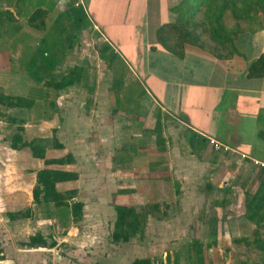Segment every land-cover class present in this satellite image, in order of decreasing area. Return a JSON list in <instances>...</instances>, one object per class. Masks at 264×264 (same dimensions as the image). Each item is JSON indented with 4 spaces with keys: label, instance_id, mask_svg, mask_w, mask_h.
Wrapping results in <instances>:
<instances>
[{
    "label": "crops",
    "instance_id": "1",
    "mask_svg": "<svg viewBox=\"0 0 264 264\" xmlns=\"http://www.w3.org/2000/svg\"><path fill=\"white\" fill-rule=\"evenodd\" d=\"M19 1L0 0V93L34 103L0 104V264H264V166L255 163H264V11L214 52L160 42L159 28L177 20L181 0H59L55 9L27 0L23 13ZM66 5L83 12L69 14L75 46L59 47L48 63L57 83L71 78L55 87L29 71L47 65L50 46L40 57L35 41L16 40L40 30L46 38ZM89 31L101 58L72 61L67 54ZM72 88L90 93L89 107L69 102L53 111L52 99L30 95ZM38 105L42 123L29 118ZM18 135L46 155L14 148ZM209 137L232 150H215ZM46 174L71 176L57 184L64 199L47 200L44 191L36 199ZM120 208L131 211L124 222L133 233L115 240Z\"/></svg>",
    "mask_w": 264,
    "mask_h": 264
},
{
    "label": "trees",
    "instance_id": "2",
    "mask_svg": "<svg viewBox=\"0 0 264 264\" xmlns=\"http://www.w3.org/2000/svg\"><path fill=\"white\" fill-rule=\"evenodd\" d=\"M81 9L82 8H79L78 11L83 12ZM258 11H264V0H181L178 7L177 20L159 28V40L170 50L173 49L174 44L182 45L184 43H191L203 48H208L214 52H221V50L225 51L234 44L235 38L244 30L246 23L252 20ZM42 13H44L42 9H36L31 20L34 22L37 21ZM219 55L222 57L224 54L220 53ZM62 79L61 82L57 83V79L52 77V86L61 87L71 84V78H69L68 75L65 77L63 76ZM1 103L7 106L22 107L25 106L26 103L29 106L32 105L34 101L28 99L24 93H11L7 95L0 93V104ZM49 106L52 108L53 103H50ZM14 138H16L12 145L14 148L22 149L24 147H30L34 156L44 157L46 155L44 146H40L33 142L27 144L23 141L21 135ZM58 161L66 162L68 158L54 160V162ZM49 163H51V161ZM70 177L69 174L40 175L38 184L35 188L36 199L39 198L42 191H44L47 200H57L59 197L64 199L65 194H60L58 192L57 184L59 181L67 180ZM68 195L71 196L69 193ZM75 205L78 206V203L74 202V206ZM80 212V208L73 211L75 218L80 215ZM130 212L131 211L127 212L122 208L118 210L116 227L121 229V232H115V240H120L122 238L127 239L133 233L132 230H127L124 222V219ZM134 264L142 263L137 261Z\"/></svg>",
    "mask_w": 264,
    "mask_h": 264
},
{
    "label": "rangeland",
    "instance_id": "3",
    "mask_svg": "<svg viewBox=\"0 0 264 264\" xmlns=\"http://www.w3.org/2000/svg\"><path fill=\"white\" fill-rule=\"evenodd\" d=\"M5 1V0H3ZM27 0H20L19 1V6L23 7L21 8V12H26V7H25V3ZM56 1L58 2L59 6L63 5V3L59 0H30V6L31 5H35V6H40L42 4H45L46 6H48L51 9H55L56 6ZM2 2V1H1ZM80 2V1H79ZM1 4V3H0ZM64 9H66L65 11L62 10L58 13L57 18L55 20V23L51 26L50 28V33L48 34V36H46V38H43V32L42 30L38 31V33L34 34L32 37H29L27 42H23V37H19L20 40H16V41H21L22 40V44L25 45L26 47H31L33 45V42L35 41L36 44H39V47L37 46V49H35V56H40L42 54L43 48L47 45L50 46V58H47V65H31L29 67V71H30V77L33 74V71L35 70L36 75H40L41 79H44L45 77H49L50 79L52 77H55L57 79L56 76H54V73L51 72L50 66L52 67L53 61L56 58H59V50L58 48L63 46V45H68L70 43H72L74 45V38H75V32L77 30V26H76V20H74L75 18H71L72 16H69V14H73V16H75L79 11L78 9H76L74 6L69 5L68 6H63ZM68 9V10H67ZM55 11V10H54ZM67 20V21H65ZM27 23V22H26ZM36 38V39H35ZM79 41H77L78 43ZM19 42H15V44H18ZM82 47H77V53L74 52V49L71 50L69 52V54H67V57H70V59L72 58V61L75 57L78 56H85L87 58H101V54L99 52V48L102 46L99 37L93 33L91 34V32L89 31L88 36L86 37V40L83 41L82 44H80ZM75 46V45H74ZM48 48V47H47ZM60 49V48H59ZM61 50V49H60ZM45 59V58H43ZM33 66H35L33 68ZM70 66H66V67H57L56 69L58 71H68V69H70ZM85 68V67H84ZM84 68H81L82 71H84V73L86 72ZM91 67H88V70H90ZM25 73H28L27 71H25ZM29 74V73H28ZM37 79V77H36ZM35 79V80H36ZM32 80V79H31ZM91 79H89V81L86 82V86L87 89H90L91 85ZM18 81H21V79H18ZM37 82V81H35ZM96 84V83H95ZM103 86H105V83L103 84ZM73 92L72 93H59V91L54 92L53 90H51V92L49 93H45V91H43V93H34L36 91H40V90H33L32 93L30 95H32L34 97V99H40L39 101L42 102V99L44 98V100L46 101V99L50 98L52 99L53 103V107L51 108L53 111L54 109L56 110V108L58 109L59 104L63 105L62 107H64L65 105H69V102L74 104V103H84V106L87 108L89 107L90 103L87 102L88 98L90 97V93H75L74 88H72ZM70 91V90H69ZM90 92V90H88ZM85 94H87L88 96L85 97ZM45 95V96H44ZM77 95V97H76ZM48 99V101L50 100ZM40 106L39 108H36L34 111V114H30L29 118H31L32 120L42 123L44 121H46L47 119H45V115H44V109L45 107H43L42 105H38ZM19 108H17L16 110H18ZM64 110H66V108L64 107ZM85 110V109H84ZM75 114V113H74ZM74 114H65L66 118H68L70 121H74ZM0 116H5V114H1L0 112ZM58 119V117H57ZM25 122V121H24ZM31 123L33 121H30ZM52 125H53V121H52ZM56 126V125H54ZM183 264H187L186 259L182 260Z\"/></svg>",
    "mask_w": 264,
    "mask_h": 264
},
{
    "label": "built area",
    "instance_id": "4",
    "mask_svg": "<svg viewBox=\"0 0 264 264\" xmlns=\"http://www.w3.org/2000/svg\"><path fill=\"white\" fill-rule=\"evenodd\" d=\"M80 3H82V1ZM209 143L217 151H230V150H232V147L231 146L226 145L225 143H223L222 141L218 140L215 137H209ZM242 155H243V157L246 156L245 154H242ZM255 163L264 166V163H262V162H260L258 160H255Z\"/></svg>",
    "mask_w": 264,
    "mask_h": 264
}]
</instances>
